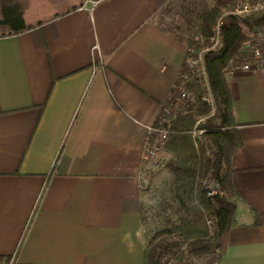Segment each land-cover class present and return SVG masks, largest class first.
I'll return each mask as SVG.
<instances>
[{
	"label": "crops",
	"instance_id": "crops-1",
	"mask_svg": "<svg viewBox=\"0 0 264 264\" xmlns=\"http://www.w3.org/2000/svg\"><path fill=\"white\" fill-rule=\"evenodd\" d=\"M15 1L32 26L0 37V255L142 264L141 151L186 52L155 20L172 0ZM225 78L241 145L215 264H264V77Z\"/></svg>",
	"mask_w": 264,
	"mask_h": 264
},
{
	"label": "trees",
	"instance_id": "trees-1",
	"mask_svg": "<svg viewBox=\"0 0 264 264\" xmlns=\"http://www.w3.org/2000/svg\"><path fill=\"white\" fill-rule=\"evenodd\" d=\"M230 3L231 0H204L193 15L189 38L195 34L208 36L215 18L229 8ZM0 14V37L32 26L26 22L24 11L15 0H0ZM190 14H185V18ZM161 27L174 33V26ZM261 27H264V10L243 16H226L220 50L204 58L207 82L202 77H191L187 82L191 96L181 100L183 110L166 124V152L169 155L165 166L171 175L169 189L156 201V209H153L160 223L147 235L142 264H191L192 255L213 253L218 246L216 261L223 253L224 238L233 222L238 199L230 179V157L241 145L233 129L232 101L225 74L228 60L241 42ZM184 72L185 65L179 75ZM208 94L214 107L212 113V106L204 100ZM177 99L172 88V96L166 102L173 103ZM201 116L206 117L200 126L204 130L193 136L191 130ZM205 178L213 179L217 185L212 196L206 195L202 184ZM147 218L143 205L144 234ZM3 257L0 255V260Z\"/></svg>",
	"mask_w": 264,
	"mask_h": 264
},
{
	"label": "built area",
	"instance_id": "built-area-1",
	"mask_svg": "<svg viewBox=\"0 0 264 264\" xmlns=\"http://www.w3.org/2000/svg\"><path fill=\"white\" fill-rule=\"evenodd\" d=\"M94 3V1L92 2ZM264 10V0H231L229 8L221 12L215 18L211 31L208 36L202 34L193 35L186 45V52L183 64L186 72L179 75L174 83V91L178 95L176 102H164L160 112L155 119V123L147 126V135L141 151V161L144 163L150 156L160 151L166 152V141L168 129L166 124L171 117L183 110L181 100L190 98L191 92L187 82L191 77H202L206 81V69L204 58L207 54L218 52L221 48L223 36V22L228 15L243 16L257 13ZM228 69L226 74H232L234 71L257 72L264 77V27L255 29L249 38L241 42L235 54L228 60ZM207 82V81H206ZM204 100L212 106L211 113L214 111L211 96L208 94ZM201 119V118H200ZM199 119V121H200ZM198 120L195 122L191 133L193 136L203 132V128L198 126ZM206 189V195L212 196L216 193L217 185L211 178H205L202 181ZM4 256L0 264H13L12 257L9 259Z\"/></svg>",
	"mask_w": 264,
	"mask_h": 264
},
{
	"label": "rangeland",
	"instance_id": "rangeland-1",
	"mask_svg": "<svg viewBox=\"0 0 264 264\" xmlns=\"http://www.w3.org/2000/svg\"><path fill=\"white\" fill-rule=\"evenodd\" d=\"M203 2L204 0H172L171 4L174 6V9H172L171 12L162 11L157 13L155 20L160 26H174V32L180 37H184L187 45V40L190 39L189 37L192 33L190 27L192 26L193 15ZM190 12V16L185 18L184 15ZM197 120L199 121L198 126H202L206 121V117L201 116L198 117ZM168 155V152L160 151L150 156V158L144 162L145 172L142 177V186L144 187L142 189L144 191L143 205H145V213L148 217L145 222V240L147 235L155 231L160 223L159 217L154 215L153 209H156V201L163 195H166L167 189H169L171 175L165 166ZM216 249L217 250L213 251V253L192 255L191 264H215L220 247L218 246Z\"/></svg>",
	"mask_w": 264,
	"mask_h": 264
}]
</instances>
